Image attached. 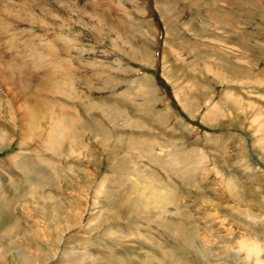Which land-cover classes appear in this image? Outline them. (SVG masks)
<instances>
[{
    "label": "rangeland",
    "instance_id": "374dc122",
    "mask_svg": "<svg viewBox=\"0 0 264 264\" xmlns=\"http://www.w3.org/2000/svg\"><path fill=\"white\" fill-rule=\"evenodd\" d=\"M27 254L264 264V0H0V264Z\"/></svg>",
    "mask_w": 264,
    "mask_h": 264
},
{
    "label": "bare ground",
    "instance_id": "6f19581e",
    "mask_svg": "<svg viewBox=\"0 0 264 264\" xmlns=\"http://www.w3.org/2000/svg\"><path fill=\"white\" fill-rule=\"evenodd\" d=\"M247 68V67H246ZM246 72H247V69H246ZM249 72V71H248ZM251 72V71H250ZM247 74V73H246ZM248 76V75H247ZM183 96V95H182ZM185 98V97H184ZM189 100V99H188ZM185 101V100H184ZM186 102V101H185ZM215 108V107H214ZM211 111V110H210ZM216 111H218V108H215V110H212V112H216ZM212 112H208V114L210 113H212ZM210 114L209 115H207V116H210ZM216 114V113H215ZM206 115V114H205ZM31 119H33V118H31ZM57 130H60V129H58L57 128ZM53 131H55V130H53ZM61 131V130H60ZM56 135V134H55ZM59 135H61L60 133H59ZM58 136V135H57ZM175 156V155H174ZM174 165H175V163H174ZM184 169V168H183ZM152 183V182H151ZM151 185V184H150ZM153 187V186H152ZM151 186H149V185H147V187L145 186L144 187V191H145V189H147L148 191H151V192H153V194L155 195V191H158V193H162V194H164V195H166L165 193V191L164 190H161V189H158L157 187H154V188H152ZM99 193H101V191H99ZM167 193H168V191H167ZM11 231V230H10ZM247 242V241H246ZM243 243V242H242ZM245 244H247V243H245ZM249 244V243H248ZM242 247H243V245H241ZM248 246H250V245H248ZM247 248V247H246ZM25 249V248H24ZM251 249V248H250ZM253 250V249H252ZM25 251L26 252H28V253H30L31 254V251H29V248L27 247L26 249H25ZM26 254V253H25ZM33 254H34V252H33ZM113 255V254H112ZM258 255H259V253L257 252V251H255V254H254V256L255 257H258ZM34 256V255H33ZM249 256H251V255H249ZM35 257H37V256H35ZM27 258H28V260H29V263L28 264H30V258H29V256H28V254H27ZM50 259V258H49ZM66 259V261H64ZM62 258V259H59V261L57 262V264H85L84 263V260H85V257H83V256H76V255H72L71 257H70V255H69V257H66V258ZM90 259V258H89ZM60 260H63L62 262H60ZM91 262V261H90ZM93 262V261H92ZM35 263V262H34ZM37 263V262H36ZM120 263V262H119ZM104 264V263H103ZM120 264H124V263H120Z\"/></svg>",
    "mask_w": 264,
    "mask_h": 264
}]
</instances>
